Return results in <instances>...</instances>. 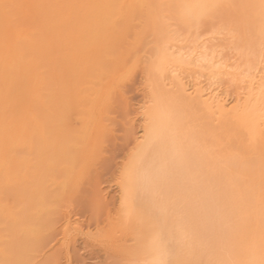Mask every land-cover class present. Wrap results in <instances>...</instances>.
I'll list each match as a JSON object with an SVG mask.
<instances>
[{"label":"bare ground","instance_id":"1","mask_svg":"<svg viewBox=\"0 0 264 264\" xmlns=\"http://www.w3.org/2000/svg\"><path fill=\"white\" fill-rule=\"evenodd\" d=\"M163 1L88 0L63 48L70 84L93 82L94 74L110 77L104 64L122 60L126 27H142L149 13L159 16ZM222 1L177 0L175 23L161 24L164 33L144 44L145 124L121 174V219L115 222L118 232L128 228L139 241L117 264H264V2L251 6L255 32L224 22L201 30L217 8L202 6ZM69 86L61 96L41 93V105L51 107L52 133L35 124L41 151L54 167L82 132L75 129L84 122L77 115L81 104H89V121L102 113L101 86L85 87L77 99ZM74 104L76 114L66 117Z\"/></svg>","mask_w":264,"mask_h":264},{"label":"rangeland","instance_id":"2","mask_svg":"<svg viewBox=\"0 0 264 264\" xmlns=\"http://www.w3.org/2000/svg\"><path fill=\"white\" fill-rule=\"evenodd\" d=\"M66 1L0 0V127L4 126L0 129V264H117L118 256L134 250L139 241L128 234V228L118 232L115 226L121 219V174L134 136L142 133L145 124L142 106L147 92L140 64L144 44L175 23L177 0H164L159 16L144 15L142 27H126L125 44L119 48L122 60L104 64L110 77L99 80L94 74L93 82L85 79L73 85L63 69V48L81 22L88 0ZM258 1L264 2L223 0L200 29L224 22L242 33L255 32L257 20L251 12ZM260 12L264 13L262 8ZM139 28L145 32L138 33ZM95 84L102 87L98 112L103 115L89 121L87 101L79 112L72 106L65 116L77 112L84 122L75 123V129H83L79 140L68 144L66 158L54 167L41 151L35 128L40 122L47 134L53 131L51 107L41 105V93L61 96L70 85L77 99L85 87Z\"/></svg>","mask_w":264,"mask_h":264},{"label":"snow or ice","instance_id":"3","mask_svg":"<svg viewBox=\"0 0 264 264\" xmlns=\"http://www.w3.org/2000/svg\"><path fill=\"white\" fill-rule=\"evenodd\" d=\"M202 7L215 8L217 6L216 5H206V6H202ZM156 264H172V262L168 261V260H165V259H161L158 262H156Z\"/></svg>","mask_w":264,"mask_h":264}]
</instances>
